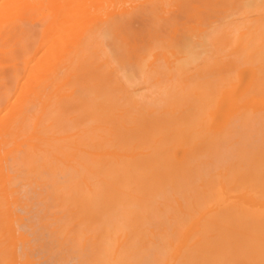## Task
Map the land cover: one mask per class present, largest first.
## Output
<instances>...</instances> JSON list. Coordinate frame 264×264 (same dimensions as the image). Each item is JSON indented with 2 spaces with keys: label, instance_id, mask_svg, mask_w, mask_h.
<instances>
[{
  "label": "bare ground",
  "instance_id": "1",
  "mask_svg": "<svg viewBox=\"0 0 264 264\" xmlns=\"http://www.w3.org/2000/svg\"><path fill=\"white\" fill-rule=\"evenodd\" d=\"M0 264H264V0H0Z\"/></svg>",
  "mask_w": 264,
  "mask_h": 264
}]
</instances>
